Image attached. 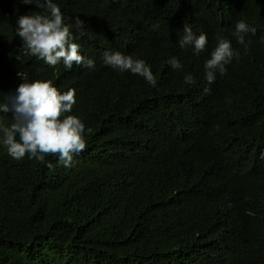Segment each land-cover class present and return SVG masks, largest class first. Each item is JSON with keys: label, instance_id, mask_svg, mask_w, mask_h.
<instances>
[{"label": "trees", "instance_id": "trees-1", "mask_svg": "<svg viewBox=\"0 0 264 264\" xmlns=\"http://www.w3.org/2000/svg\"><path fill=\"white\" fill-rule=\"evenodd\" d=\"M54 2L95 68L30 56L16 19L43 10L0 0V93L37 80L74 89L66 115L85 124L86 148L65 168L0 146V264H264V0ZM184 25L208 38L199 56L179 47ZM217 36L240 57L209 84ZM105 51L144 60L156 87L104 65Z\"/></svg>", "mask_w": 264, "mask_h": 264}, {"label": "clouds", "instance_id": "clouds-1", "mask_svg": "<svg viewBox=\"0 0 264 264\" xmlns=\"http://www.w3.org/2000/svg\"><path fill=\"white\" fill-rule=\"evenodd\" d=\"M24 5H35L43 13L21 15L16 19V36L22 41L30 56L43 61L48 67L63 65L71 70L73 65L93 70L95 61L80 54V45L74 42L73 25L65 22L60 6L54 0H20ZM74 27L81 31L85 23L79 16L73 18ZM250 27L243 20L237 21L232 33L240 44L245 43V35ZM253 33L255 32L252 29ZM83 32L81 31V35ZM208 38L206 34L196 35L192 28L184 25L183 36L179 38L181 49L191 48L194 55L205 51ZM240 53L234 51L231 41L217 36V44L204 63L205 79L209 84L216 80L217 73L227 74V65L233 59L239 60ZM103 64L120 73L129 72L142 77L151 87H156L157 79L151 67L142 59L120 52L105 51ZM166 63L173 70H181L183 65L176 57ZM20 77V73H17ZM183 83H195L191 74L184 76ZM76 104V93L69 89L61 93L51 81L37 80L22 82L9 93H0V114H11L12 122L5 123L0 117V146L14 160L28 159L44 161L52 154L59 165L70 168L73 156L86 148L85 124L72 112ZM87 131H91L88 129ZM264 158V154H262ZM51 167V163L48 165Z\"/></svg>", "mask_w": 264, "mask_h": 264}]
</instances>
